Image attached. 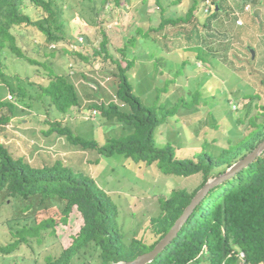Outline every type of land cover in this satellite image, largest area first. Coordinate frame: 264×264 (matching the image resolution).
<instances>
[{
    "label": "trees",
    "instance_id": "1",
    "mask_svg": "<svg viewBox=\"0 0 264 264\" xmlns=\"http://www.w3.org/2000/svg\"><path fill=\"white\" fill-rule=\"evenodd\" d=\"M26 1L40 10V16L36 19L25 13ZM141 2L146 5L148 0ZM202 2L209 8L208 16L203 22V30L208 37L223 39L225 37H220L212 31L213 22L222 16L229 20L230 16L235 14L241 18L243 14H247L244 11L247 5H262V0H203ZM133 3L134 0H87L83 5L88 7L89 12H86L88 18L84 9L77 12V16L84 21L83 28L88 26L97 28L103 25V22H107L103 21L104 18L101 21L105 13L108 12L110 16V12L122 10L129 5L131 7ZM156 5L161 7L158 0ZM65 6V0H0V87L1 91L4 88L8 90L14 96V101H17L3 102L0 91L2 130L5 131L7 125L12 122L17 106L34 110V105L38 102L36 109L40 105L44 106L45 110L50 109L61 118L79 112L84 113L87 108V110H97L104 123L113 121L116 126L124 127L127 134L118 138H107L103 144H100L96 140L74 136L69 129L62 127L61 121L57 119L46 121L49 128L43 131V134L47 137L54 135L57 138L64 137L70 146L83 151H95L101 157L122 155L149 166L156 164L161 170V176L187 179L200 175L202 179L194 190L175 189L169 196L158 198L157 213L151 218L152 230L157 236L152 244L147 245L136 238L125 242L117 225L116 204L92 177L70 170L61 159L40 161L43 165L35 166L32 164L33 161L18 156V152L16 156L11 149L12 145L0 142V211L2 207L11 208L14 204L19 215L11 220L16 224L24 222L23 226L18 228L14 225L9 226L8 219L4 221L9 226L10 232H14L13 235L17 240L1 247L0 251L9 254L20 245L28 244L34 239L40 242L46 232L54 236L58 224L67 225L71 213L75 210L82 219V227L78 235L57 257L47 256L45 264H72L83 250L90 247L96 248L97 251L95 264L133 261L154 249L176 221L184 215L198 192L209 180L224 175L264 141V103L255 104L258 113L251 115L247 121L238 118V124L244 126L240 133L227 129L228 144L217 153L207 148L208 144L217 139L208 140L206 137L202 138L200 151L191 158L179 157L180 147L169 143L157 147L154 143L155 134L165 123L164 120L171 109L164 110L165 116L160 118L155 110L142 103L130 82V78L135 77V73L131 76L133 62L127 57L133 55L131 48L124 47L120 51L126 59V66L123 67L119 61L110 57L108 38L101 27L102 39L98 45L84 46L74 52L68 51L66 46L63 47L61 44L69 39V24L73 20L65 17V11L70 9V6ZM197 7L198 2H194L184 18L176 21L162 20L157 29L149 27L141 31L138 27L137 31L146 38H152V32L163 30L169 23H174L175 26L189 24L195 18L194 11ZM198 21L200 17L196 19L191 35L183 30V34L177 36L182 35L188 44L186 47H193L197 59L206 62L207 56L205 50L201 48L202 37L199 31L202 27ZM17 27L35 29L41 39L49 43L48 48L52 44L56 45L55 49H50L51 51L61 50L84 62L90 59V55L94 58L103 56L102 61L109 62L105 69L114 70L107 75L118 79L115 95L106 93L105 89L94 81L98 86L97 92L87 94L83 87L79 90L78 85H81V81L75 82L74 77L78 75L85 78V76L76 71H73V77L49 70L45 82L27 84L33 94L26 91L23 82L19 79H15L16 84L12 83L11 78L4 72V60L7 54L32 65L36 64L19 46L15 33ZM77 28L82 27L77 26ZM131 40L136 41L134 38ZM154 41L159 42L156 38ZM166 52L171 51L166 50ZM101 91L106 93L108 99L102 98ZM113 98L116 99L115 102L112 101ZM244 98L249 101L261 100L257 93L245 95ZM215 127H218L216 123L212 128ZM9 202L13 204L8 205ZM56 208L60 211V215L53 213L49 218L28 227L27 222L29 220L34 222L39 213ZM240 253L244 254L243 264H264V153L233 177L211 188L188 215L175 239L150 264H241Z\"/></svg>",
    "mask_w": 264,
    "mask_h": 264
},
{
    "label": "rangeland",
    "instance_id": "2",
    "mask_svg": "<svg viewBox=\"0 0 264 264\" xmlns=\"http://www.w3.org/2000/svg\"><path fill=\"white\" fill-rule=\"evenodd\" d=\"M86 1L65 0V7L70 6L64 13L65 17L73 20L69 24V39L61 45L67 48L78 36L84 38L82 46L98 45L102 39L101 27L108 38L110 57L119 61L123 67L126 66V59L120 51L124 47L131 48L133 55L127 57L133 62L131 76L135 73V77L130 78V82L134 86L135 94L145 106L155 110L160 118L165 116L164 110L171 109L164 120L165 123L155 134L154 143L157 147L169 143L180 147L179 157L191 158L200 151L202 138L206 137L208 140L217 139L207 145V148L217 153L228 144L227 129L237 134L243 130L244 126L238 124V118L247 121L251 115L258 113L255 104L264 103V0L262 5H247L249 11L241 16L242 24L237 22V14L230 16L229 20L222 16L213 22L212 31L220 37H225L224 39L208 37L203 30V22L209 10L203 0H158L161 7L156 5L157 0H148L146 5L142 4L141 0H134L131 7L129 5L122 10L112 11L110 16L108 12L105 13L101 21L104 18L103 21L107 22H103V25L97 28H83L84 21L77 16V12L83 9L85 15L89 12L88 7L83 5ZM194 2H198V7L191 23L178 26L169 23L163 30L149 32L152 38H146L137 31L138 27L141 31L149 27L157 29L162 20L176 21L184 18ZM25 5V13L33 19L40 16L39 9H35L28 1ZM86 17L88 18L87 15ZM198 17L202 27L199 28L202 37L201 48L205 50L206 62L197 59L193 47H186L188 44L182 35L177 36L183 34V30L191 35ZM77 26L82 28L78 29ZM15 33L21 49L36 64L32 65L7 54L4 72L11 78L12 83L16 84V78L23 82L28 93L34 92L27 84L45 82L49 70H52L57 74H69L73 77L74 75L70 74L73 71L82 73L85 78L75 75L74 81H81L78 89L85 88L87 94L97 92L98 86L94 83L97 82L106 93L115 95L118 79L107 75L114 70L105 69L109 62H103V56L94 58L90 55V59L84 62L61 50L51 51L48 48L49 43L42 40L33 28L17 27ZM131 38L137 42H132ZM155 38L159 42H155ZM166 50L171 52L167 53ZM248 50L250 53L251 50L254 51V58ZM89 53L91 54L90 51ZM128 74L130 75V72ZM1 89L0 87V91ZM1 92L3 102H17L5 88ZM105 92L101 91L100 94L106 100L108 96ZM254 93H257L262 101H249L244 98L245 95ZM10 96L13 97L9 99ZM112 101L115 102L116 99L113 98ZM38 105L36 102L34 110L17 106L12 122L7 125L5 131L0 125V142L12 145L11 149L16 156L18 152V156L33 161L35 166L43 165L40 161L61 159L70 170L92 177L116 204L117 225L125 242L136 238L147 245L152 244L157 236L152 230L151 218L157 213L158 198L169 196L175 189L194 190L201 182L200 175L187 179L161 176V170L156 164L149 166L122 155L101 157L95 151H83L70 146L64 137H47L43 134V131L49 128L46 121L56 119L74 136L96 140L100 144L107 138L126 135L127 130L116 126L113 121L104 123L97 110L87 108L84 113L61 118L50 109L45 110L44 106L40 105L36 109ZM94 111L96 114L93 116ZM215 123L218 127L212 128ZM11 204L13 203H8ZM53 213L60 215L57 208L44 211L38 214L34 222L29 220L28 227L49 218ZM18 215L19 211L14 204L11 208L2 207L0 249L17 240L14 232L11 233L8 227L23 226L24 222L16 224L11 220ZM6 219L10 220L9 226L4 222ZM81 227L82 219L73 210L67 225L58 224L54 236L46 232L40 242L34 239L9 254L0 251V264H45L47 256L57 257L72 244ZM96 257V248L90 247L83 250L72 264H95Z\"/></svg>",
    "mask_w": 264,
    "mask_h": 264
},
{
    "label": "water",
    "instance_id": "3",
    "mask_svg": "<svg viewBox=\"0 0 264 264\" xmlns=\"http://www.w3.org/2000/svg\"><path fill=\"white\" fill-rule=\"evenodd\" d=\"M218 9V7H217ZM252 58H254V51L251 50ZM264 153V141L247 157H245L243 160L239 161L235 165H233L224 175L211 179L207 182V184L198 192L196 197L194 198L191 205L187 208L184 215L181 216L174 226L170 229V231L167 233V235L154 247V249L148 253H145L139 257H137L133 261L129 262H119L115 264H150L152 263L169 245L170 243L175 239L178 232L180 231L183 223L186 221L188 215L194 210L196 205L199 203V201L205 197L207 192L215 187L223 183L225 180L229 179L230 177H233L239 170L247 167L249 164H251L254 160H256L258 157H260Z\"/></svg>",
    "mask_w": 264,
    "mask_h": 264
},
{
    "label": "built area",
    "instance_id": "4",
    "mask_svg": "<svg viewBox=\"0 0 264 264\" xmlns=\"http://www.w3.org/2000/svg\"><path fill=\"white\" fill-rule=\"evenodd\" d=\"M248 11H249V6H246L245 7V12H248ZM237 22L239 24H242V21H241V18L240 17L238 18V21ZM83 42H84V38L82 36H78V37H76L75 41L74 42H71L66 49L69 50L70 52L77 51L79 48L84 47V46H82L83 45ZM49 48L51 50L52 49H55L56 48V45L52 44V45L49 46ZM70 74H73V72H71ZM11 98L12 97L10 96L9 99H11ZM95 114H96V112L94 111L93 112V116ZM239 257H240V260L242 261L243 258H244V254L243 253H240V256ZM241 264H243V261L241 262Z\"/></svg>",
    "mask_w": 264,
    "mask_h": 264
},
{
    "label": "crops",
    "instance_id": "5",
    "mask_svg": "<svg viewBox=\"0 0 264 264\" xmlns=\"http://www.w3.org/2000/svg\"><path fill=\"white\" fill-rule=\"evenodd\" d=\"M148 60H150V59H148ZM148 60H147V61H148ZM102 126H104V125H102ZM109 130H110V129H109Z\"/></svg>",
    "mask_w": 264,
    "mask_h": 264
}]
</instances>
